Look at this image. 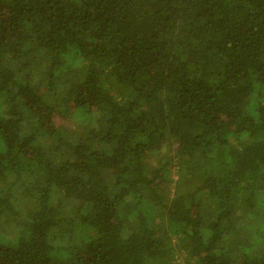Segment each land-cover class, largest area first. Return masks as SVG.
Listing matches in <instances>:
<instances>
[{"label": "trees", "instance_id": "16d2710c", "mask_svg": "<svg viewBox=\"0 0 264 264\" xmlns=\"http://www.w3.org/2000/svg\"><path fill=\"white\" fill-rule=\"evenodd\" d=\"M0 264H264V0H0Z\"/></svg>", "mask_w": 264, "mask_h": 264}, {"label": "rangeland", "instance_id": "374dc122", "mask_svg": "<svg viewBox=\"0 0 264 264\" xmlns=\"http://www.w3.org/2000/svg\"><path fill=\"white\" fill-rule=\"evenodd\" d=\"M71 125H74L73 123Z\"/></svg>", "mask_w": 264, "mask_h": 264}]
</instances>
